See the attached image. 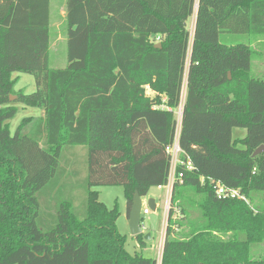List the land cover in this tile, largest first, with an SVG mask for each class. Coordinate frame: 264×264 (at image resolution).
<instances>
[{
    "label": "trees",
    "instance_id": "16d2710c",
    "mask_svg": "<svg viewBox=\"0 0 264 264\" xmlns=\"http://www.w3.org/2000/svg\"><path fill=\"white\" fill-rule=\"evenodd\" d=\"M50 11V0H0V264H157L127 252L118 208L91 187L121 185L128 216L136 191L167 185L179 106V142L194 167L177 166L161 264H264V250L251 254L264 244V207L251 205L264 192V150L252 155L264 145V81L249 44L219 41L221 32L264 34V0H66L63 68L48 64ZM13 72L31 73L35 89L16 90ZM17 103L43 114L12 131ZM208 116L224 127L223 148L214 120H200ZM234 124L244 137L232 140ZM218 182L247 201L219 197ZM188 189L201 195L196 220ZM44 198L57 199L53 212Z\"/></svg>",
    "mask_w": 264,
    "mask_h": 264
},
{
    "label": "rangeland",
    "instance_id": "374dc122",
    "mask_svg": "<svg viewBox=\"0 0 264 264\" xmlns=\"http://www.w3.org/2000/svg\"><path fill=\"white\" fill-rule=\"evenodd\" d=\"M66 0H51V20H50V37H49V50H48V64L50 68H63L67 65V25L65 22L64 15L62 10L64 11ZM63 8V9H62ZM197 5H195V10ZM191 22V18H188V25ZM191 39H192V25L189 27ZM219 41L224 44H238V43H245L249 44L253 50L252 62H251V70L252 73L264 81V34L262 35H251L246 33H231V32H221L219 34ZM13 77H15V89L22 90L25 93L32 92L35 89L34 85V77L31 73L27 72H13ZM146 93L148 95L153 96L154 92L151 91L148 87L146 88ZM185 94V85L182 88V100L184 99ZM13 98V97H12ZM19 106V110L15 114V116L10 120V128L12 131L21 123L22 119L29 116H40L42 114L40 109L33 108V107H24L17 103ZM175 117L177 120V133L181 135V131L183 129L182 123V109L179 106L175 112ZM214 120V127L217 130L216 133L210 132L211 136L215 134L217 137V142L220 148L225 146L224 142V133L222 134L224 127L219 123L217 118L202 117L203 121ZM194 118L190 117L189 122L191 123ZM188 127V126H187ZM210 130V129H209ZM230 135L231 138H242L245 136L246 129L243 125L238 126V124H234L232 128H230ZM202 133V132H201ZM221 133V134H219ZM193 136V137H199ZM180 138V136H179ZM195 138H191L192 140ZM78 149V148H77ZM80 154V152H78ZM207 162V161H206ZM227 165V164H225ZM231 166V165H228ZM228 166L225 168L215 167L211 168L212 173H216L219 171H226L228 172ZM240 168V167H239ZM242 169V168H241ZM67 180V179H66ZM92 190L97 192L98 200L105 204L109 209L118 208L117 209V217H116V228L120 235L125 237L124 247L129 254L132 256L138 255L143 257H153L156 258L157 264H161V255H162V246L165 237V229L167 224V212L170 207V200H171V190L172 188H157L151 187L147 193V195L142 197V200L145 201V205H142L143 208L146 207L148 209L147 213L141 212V229L142 235L149 234L150 238L145 239V244L140 245L138 244L137 238L130 233L128 219L126 218L125 214V204H126V197L124 194V189L121 185H99L91 187ZM77 195H83L82 199H75L74 205H79V202H82L84 198L83 192L75 193ZM151 196H154L159 201V205L155 210H152L147 205V200ZM185 199H192L191 205L186 206L187 211L189 213V218L196 220L200 217V211L197 206L198 200L201 199V195L197 194L193 189H188L184 192ZM251 205L264 207V192L254 191L251 194ZM55 201H51V203L46 204L45 198L42 199L44 209L47 212H53V208ZM193 203V205H192ZM178 209V208H177ZM175 213V217L178 215V210ZM264 244H253L251 246V254L255 258L260 256L262 250H264Z\"/></svg>",
    "mask_w": 264,
    "mask_h": 264
},
{
    "label": "built area",
    "instance_id": "2783aa9c",
    "mask_svg": "<svg viewBox=\"0 0 264 264\" xmlns=\"http://www.w3.org/2000/svg\"><path fill=\"white\" fill-rule=\"evenodd\" d=\"M179 136L180 135L179 133H177V126H176L175 135H174V139L172 143L168 144L165 147L166 152L170 155V168H169L167 185L171 187H172L173 182L177 178H182L183 176L182 173H176L178 164L184 165V167L187 170H191L194 167L193 163L191 162L189 157L185 154V151L180 146ZM183 154L186 155L185 159L181 158V155ZM158 187H161V186H158ZM215 193L216 195L222 198L223 197L224 198H240V199L247 201L246 197L240 194L237 188L228 187L224 185L223 183L221 184L220 182H218V184L215 187ZM141 212L145 214L148 212V209L146 207L143 208L142 206Z\"/></svg>",
    "mask_w": 264,
    "mask_h": 264
},
{
    "label": "water",
    "instance_id": "95a60500",
    "mask_svg": "<svg viewBox=\"0 0 264 264\" xmlns=\"http://www.w3.org/2000/svg\"><path fill=\"white\" fill-rule=\"evenodd\" d=\"M156 46H160V43H157ZM12 99V98H11ZM264 150V145H261L260 147H258L257 149H255V151L253 152V156L259 154L261 151ZM142 197L139 195V193L136 191L134 193L133 199H132V205H131V209L128 215V225H129V230L130 233L132 235H137L139 233L142 232L141 229V209H142ZM147 205L152 209L155 210L156 209V205L154 202L153 198H148L147 200ZM150 235L147 234L145 235V239L149 238Z\"/></svg>",
    "mask_w": 264,
    "mask_h": 264
},
{
    "label": "crops",
    "instance_id": "0c3cea01",
    "mask_svg": "<svg viewBox=\"0 0 264 264\" xmlns=\"http://www.w3.org/2000/svg\"><path fill=\"white\" fill-rule=\"evenodd\" d=\"M66 3V2H65ZM63 9V8H62ZM50 10H51V0H50ZM62 13H63V15H65V6H64V11L62 10ZM190 18H191V22H190V24L188 25V19H187V21H186V25H187V29H188V31H189V27L192 25V29H193V32H192V36H193V33H194V27H195V20H196V10H194V12L191 14V16H190ZM189 34H190V31H189ZM190 37H191V35H190ZM155 42L156 43H159L160 42V36L159 35H157L156 36V38H155ZM39 111H41L42 112V114H43V111L42 110H39ZM42 114H40V115H42ZM39 116V115H38ZM232 140H233V138H232ZM185 151V150H184ZM185 154L189 157V159L191 160V158H190V156L186 153V151H185ZM191 162H192V160H191ZM193 163V162H192ZM169 188V187H171V186H168V185H165V186H161V187H157V188H160V189H163V188ZM151 198H153L154 199V202H155V205H156V208L158 207V205H159V201L157 200V198H155L154 196H151ZM143 204L142 205H145V201H143L142 202ZM125 214H126V218L128 219V216H127V211H126V204H125ZM150 238V237H149ZM156 259V258H155Z\"/></svg>",
    "mask_w": 264,
    "mask_h": 264
}]
</instances>
